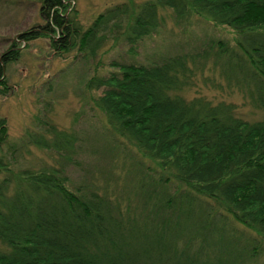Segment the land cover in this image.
<instances>
[{"label":"trees","instance_id":"16d2710c","mask_svg":"<svg viewBox=\"0 0 264 264\" xmlns=\"http://www.w3.org/2000/svg\"><path fill=\"white\" fill-rule=\"evenodd\" d=\"M69 1L42 0L45 23L22 31L2 53L0 78L20 58L17 42L39 37L60 56L77 50L83 59L96 57L113 30L137 52L161 28L166 8L180 25L197 15L231 27L234 43L210 39L160 62H114L118 71L86 82L100 91L91 101L115 138L151 165L132 180L139 215L130 203L74 187L62 166L16 169L0 155V264H264V0H129L87 27L68 12ZM197 71L207 87L241 93L262 117L246 119L232 102L188 98ZM46 125L30 144L64 159L78 153L77 134ZM7 136L0 118V147Z\"/></svg>","mask_w":264,"mask_h":264},{"label":"rangeland","instance_id":"374dc122","mask_svg":"<svg viewBox=\"0 0 264 264\" xmlns=\"http://www.w3.org/2000/svg\"><path fill=\"white\" fill-rule=\"evenodd\" d=\"M127 1L70 0L68 12L75 13L76 20L87 27L107 8ZM41 3L42 0H0V57L22 31L45 23L40 14ZM162 14L165 18L161 28L145 37L137 46V52L119 42L113 30L107 32L108 39L96 57L83 59L77 50L65 56L56 54L47 37L29 43L17 42L15 49L20 50V58L8 63L4 77L0 78V118L6 120L8 131L0 155H4L8 167L10 162L16 169L62 166L74 187L114 197L124 207L130 203L126 208L131 214L143 213L142 199L132 187L138 181L133 183L132 180L151 173V165H146L137 149L115 138L103 113L94 108L91 101L100 91H89L86 82L94 75L118 71L114 62H160L170 54L201 50L208 46L210 39L233 44L235 35L231 27L216 24L204 16L193 15L190 21L180 25L170 8L162 10ZM210 68L209 62L206 75L214 73ZM196 76V86L185 91L188 98L204 95L217 103L232 102L240 116L251 121L262 117V111L247 103L238 91L225 86L207 87L199 71ZM48 122L78 135V153L64 159L55 149L29 143L31 134L46 133ZM11 144H16L17 148H12ZM3 176L0 174V178ZM0 248H6L2 241Z\"/></svg>","mask_w":264,"mask_h":264}]
</instances>
